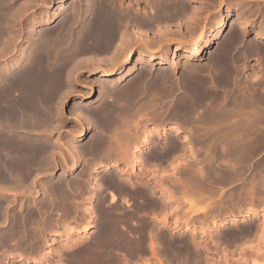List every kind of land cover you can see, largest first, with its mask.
I'll use <instances>...</instances> for the list:
<instances>
[{
	"label": "bare ground",
	"instance_id": "bare-ground-1",
	"mask_svg": "<svg viewBox=\"0 0 264 264\" xmlns=\"http://www.w3.org/2000/svg\"><path fill=\"white\" fill-rule=\"evenodd\" d=\"M218 1L219 4L224 2V0ZM244 1L246 3L243 5L238 3L237 8L234 6L226 10L227 18L232 20L230 23L225 21V17L218 21L219 28L214 35L227 32L225 39L215 43L209 35L201 32L202 42L196 41L190 49H187L188 51L186 50L190 52L192 58L196 59L205 48L212 47L213 49L208 52L207 64L193 65L192 62H186L178 76L177 62H173L168 67L156 68V65L162 66L167 61L160 53L161 45L164 39H167L165 35L169 33V22L176 20V15L178 17V14L182 15L188 10L189 3L187 5L183 0H147L148 8L141 7L142 10L137 9V6L135 9L131 2L129 7L126 5L127 7L124 8L121 0H80L73 6L68 16H63L55 25H50L51 27H45L51 20L48 9L43 10L39 24L45 26L41 28L37 38L33 37V32L29 33L28 38L31 42L28 40L30 44L26 46L25 61L18 58L7 65L0 66V249H4L0 255V264L14 250L19 251L16 257H18L17 262L21 263L29 258L32 264H128V261L132 263L131 255H137L144 247L146 238L151 234L156 235L160 228H157V231L154 230L157 232L154 234L152 228L156 226H150V220L143 221L145 218L142 217L143 214L146 215L148 210L146 208L149 206L155 208L159 205L154 199L155 185L158 184L157 188L159 187L162 193H169L168 197L165 195L164 197L175 199L173 201L179 199L174 196V189L172 191L171 186L163 185L162 177L158 179L159 181L156 177L155 180L158 182L154 180L153 183L156 184L148 186L147 182L152 176L148 178V172L143 171L145 167L147 170L149 168L155 171V167L161 165V162L168 161V157L172 159L182 157L181 162L184 165L182 176L175 177L181 185L182 199L188 205L187 210L189 209L190 215L187 217L191 219L192 215L203 213L215 218L222 213L219 222L212 218L207 224L205 223V227L202 231L200 230L202 234H206L209 228L215 226L235 224L241 216L252 218L262 215V220L258 224L248 221L240 226L234 225L225 232V236L233 240L254 234L257 236V243L255 241V244L248 245V248L240 249L237 258L228 256L230 253L228 250L222 254L223 258L221 257V261L223 260L226 264H260L258 259L264 257V212L261 213L264 211V155L262 158H254V155L261 148L264 152V31L261 32L260 29L246 48L248 53L255 52L261 55L260 79L243 77L240 66L234 67L236 66L234 65L233 71L232 66H229L230 57L226 55L228 51L225 52V48L232 46L233 43L243 41L244 30L237 31L238 25L242 24V18H230L233 16V9L250 6V0ZM0 3L5 2L1 0ZM67 3L68 0H57L54 8L63 13ZM2 7V16L6 19V16L9 17V13L12 12L7 11L10 10L11 5L6 3V6ZM255 8L257 13L251 9L256 14L264 11L259 10L261 7L258 4ZM250 12L249 10L248 14ZM190 13L192 14L187 16L191 19V24L194 22L193 29L199 28V10L192 8ZM14 15L11 14L10 17ZM260 21L262 26L264 12L260 15L258 22ZM32 23L37 24L36 21ZM3 25L0 26V58L13 53L10 52L12 47L15 52L20 51L18 46L12 45L15 39L12 40L13 33V36H9V33L13 31L10 24H6L10 28ZM130 26L137 27L138 32L135 33L132 30L134 34ZM242 27L256 28L257 23L246 21ZM150 33L155 34L157 38L151 40L153 38L149 39V37L150 42L144 40L143 36L146 38ZM153 44H158L159 47L147 52L146 49ZM135 45L141 47L136 55L135 52L133 55L131 48L123 63L120 64V57L124 51ZM181 46L182 42L178 43L176 50ZM110 49L112 52L107 58V63L111 67L106 71V76L118 74L119 80L106 79L100 83L96 94L99 100L97 105H93V110H87H91L92 113L86 112L84 118L82 117L85 123L81 120L84 126L93 130L87 137L85 147L79 149L82 154L90 158L87 171L84 172L88 178H77L70 180L71 182L63 179L64 181L61 180L62 182L57 186L55 185L58 182L57 179H55L56 182H49L47 185L42 182L44 197L37 202L34 197H37V185L40 184L36 180V175H41L37 170L42 172L47 168L50 170L57 164L60 165L58 158L56 159L58 153L55 150L57 149L54 150L58 144L43 137L42 133L46 127L40 129L38 126L55 123L53 121L57 118L62 119L59 115L53 114L55 105L50 102L53 105L51 109L48 108L50 103H46L48 107H43L42 100L38 98L45 96L44 93L48 95L50 92L49 96H51L53 90L59 92L72 86V72L80 66L87 67L86 64L93 61L88 56L80 57V54L87 50L91 53L95 50L103 53ZM24 50L22 49V52ZM89 57L92 58V56ZM104 58L106 60V57ZM159 58L162 60L156 63L155 61ZM132 63L140 65L138 67L140 70L133 73L127 83H119L123 77H127V71ZM232 71L237 73L233 74ZM55 91L53 92L56 94L57 91ZM68 92V89L64 91V95ZM13 93L22 96L15 99L13 95L11 98ZM40 93L43 94L37 98ZM89 94L86 97L93 96ZM48 99L47 97L46 100ZM46 105L44 103V106ZM77 111L79 117L80 110ZM150 124L153 126L150 127ZM53 126L54 124H51L49 128ZM49 128L46 130L49 131ZM181 133H183L182 139L179 140ZM165 139L167 141L160 142ZM143 148H147V155L144 157L147 161H154V164L142 157L140 152ZM140 167L141 171H139ZM161 168L163 169L164 166ZM164 170L163 172H166ZM31 172L35 178L31 177V183H27ZM222 184H229L227 188H230V192ZM39 187L41 188V185ZM225 190L228 192H226L227 196H224L226 200L230 197H236L237 200L227 201L225 205L222 204L224 199H221L219 203L215 202L219 196L222 197ZM85 194L87 195L84 196ZM107 194L109 198L105 197ZM246 199H249L251 204L262 205V208L251 206L243 209ZM119 200L125 207L121 205V202L119 203ZM198 202H203L204 205L194 209ZM17 203L19 205L15 208ZM119 206L127 207L129 212L125 214ZM160 209L163 211L165 208L160 207L156 210ZM142 210L145 213H142ZM156 210H152V213ZM227 212L232 213L223 215ZM58 213L67 217L71 215L69 220L74 221L75 225H69L67 219V221L59 220L57 217L61 215ZM153 214L156 216L155 212ZM165 214L159 221L165 223L169 220ZM65 216L62 218L64 219ZM140 216L143 218L142 221H140L141 218L136 219ZM147 216L149 215L144 217ZM182 220L176 217L172 229L179 228ZM94 225L95 231L93 235L86 237L87 240L76 236L69 239L72 233L82 235ZM182 226L184 231L193 229V224L190 223ZM57 227H61L58 232H56ZM131 228H137L136 232ZM50 232L59 235L60 239L57 237L50 239L48 237ZM164 239L169 245L175 243L170 236ZM55 240L59 245L54 248L52 246ZM157 240L153 241L152 246L150 244L147 246L150 245L153 249ZM190 240L193 241V239ZM179 242L175 250L178 254L171 250V257L167 260L171 263L170 261L176 259L178 255L180 261H185L187 264L186 255L191 253L193 256L191 248L194 245L191 246L190 241L185 238ZM10 243L12 244L9 245ZM204 248L209 249L205 246ZM157 258L162 264H168L166 259L162 260L163 256L160 258L157 254ZM205 258L203 260L206 264H214L217 261ZM221 261H217L218 264L222 263Z\"/></svg>",
	"mask_w": 264,
	"mask_h": 264
},
{
	"label": "rangeland",
	"instance_id": "rangeland-1",
	"mask_svg": "<svg viewBox=\"0 0 264 264\" xmlns=\"http://www.w3.org/2000/svg\"><path fill=\"white\" fill-rule=\"evenodd\" d=\"M1 1V0H0ZM7 0H3V2H5V3H0V26L1 25H3L4 27H7V28H12V32H10L9 33V36L11 37V36H13V34H14V36L12 37L13 39L12 40H14V42L12 41V45L14 46V45H16V46H18L19 48H20V51H18V52H15V50L13 49V47L11 48L12 49V51H10V52H13V53H11V54H6V55H8V56H6V55H3L1 58H0V66H2V65H7V64H9V63H11L12 61H15V60H17L18 58L19 59H22V61L24 62L25 61V54L27 53V47H28V45L30 44V40H29V33H31V32H33L32 34H33V37L34 38H37L38 37V35L40 34V32H41V28H43L44 26H42L41 24H39V21H40V19L39 18H41V16H42V13H43V10L45 9V8H47L48 9V12L50 13V22H48V25H46L45 27H51L50 25H52L53 26V24L55 25L59 20H61V18H63V16H68L67 14H69V12H71L72 11V9H73V6L76 4V3H78L80 0H68V3H67V7H66V10H65V12H63V13H60V12H58V10H56L55 8H54V4L57 2V0H8V2H6ZM15 1V2H14ZM26 1V2H25ZM40 1V2H39ZM45 1V2H44ZM81 1H83V0H81ZM122 1V7H124V8H126L128 5H129V2H131V5H133L134 7H135V9H136V6H137V9L139 8V9H141V7H142V9L144 8V9H147L148 8V4H147V0H121ZM127 3H126V2ZM139 1V2H138ZM173 1H176V0H173ZM178 1H181V0H178ZM183 1H185L186 2V4L188 5V3H189V5L187 6V8H188V10H186L187 12H185L184 14H178V17H177V15H176V17L175 18H177L176 20L174 19V20H171L170 22H169V27H168V31H169V33H167L166 35H165V37L167 38L166 40L164 39V41L162 42V45H161V51H160V53H161V55H163V56H165V58L167 59V61L164 63V64H162V66L160 65V64H157L156 65V68H161V67H163V66H165V67H168V66H170L173 62L174 63H176L177 62V64H178V72H177V76L178 75H180V73H181V70L183 71V69H184V66L186 65V62L187 63H193V65H196V64H207V62L209 61V51L210 50H212L213 48L211 47V48H205L202 52H201V54H200V56H198V58H196V59H194V58H192V56H191V54H190V52H187L188 50L187 49H190L193 45H194V43L197 41V42H199V43H201L202 42V38H201V32L202 33H204L205 35H209L210 36V38H212V41L213 42H218V41H221L222 39H225L226 38V36H227V32L225 33H223V34H217V36L216 35H214L216 32H217V29L219 28V19L220 18H224L225 17V21H229V23L232 21V20H229V18H227V13H226V10L230 7V8H232V7H234L235 6V8H237L236 7V5L238 4V3H241L242 5H243V3H246L244 0H224V2L222 3V4H219V1L218 0H213V1H211V0H183ZM37 2H39V3H37ZM42 2H43V5H42ZM74 2V3H73ZM135 2V3H134ZM137 2V3H136ZM211 2V3H210ZM6 3H7V5H11V7H10V10H7V11H12L11 13H9L10 15L11 14H15L13 17H10V15H9V17H8V15L6 16V19H3V14H2V12H3V5H5L6 6ZM35 3H37V5H35ZM123 3H124V5H123ZM214 3V4H213ZM240 4V5H241ZM258 4V6L259 7H261V9H259V10H264V0H250V6L248 7V8H246V6H241L240 8L241 9H233V16L230 18V19H233V18H239V19H241L242 18V20H241V23L242 24H240V26L238 25V27H237V31L239 32H241V30H244V32H243V41L242 42H237L236 44L235 43H233V45L232 46H229V47H227V48H225V52H227V54L226 55H229V57H230V59H229V66L231 67L232 66V70H233V66L234 65H236V66H234V67H239L240 69H241V75L243 74V77L244 76H248V77H250L251 79L252 78H256V79H260V76H261V72H262V69H261V55L260 54H258V53H253L252 52V54H251V52H247L246 51V48H247V45H248V43L250 44V43H252L251 42V40L256 36V33H258L259 32V30L262 32V31H264V23L262 22V26H261V21L260 22H258L259 21V19H260V15H263V12H261L260 14H256L257 13V9L255 8V6ZM21 5H23V6H21ZM53 7H52V6ZM127 5V6H126ZM144 5H145V7H144ZM48 6V7H47ZM72 6V7H71ZM130 6V5H129ZM128 6V7H129ZM191 6V7H190ZM194 6V7H193ZM205 6V7H204ZM211 6V7H210ZM21 7V8H20ZM199 7V8H198ZM254 7V8H253ZM192 8L194 9H198L199 10V17H200V22L198 23V26H200L199 28L197 27V26H195V27H197V28H195V29H193L194 27H193V25H194V22H193V24H191L192 23V21H191V19H189V17L188 16H190V14H192V13H190V10H192ZM202 8V9H201ZM254 9V12H256V13H254L253 12V10L252 9ZM263 8V9H262ZM141 9V10H142ZM246 9V10H245ZM23 10V11H22ZM241 10V11H240ZM249 10L251 11L250 12V14H248L249 13ZM18 11V12H17ZM201 11V12H200ZM16 12V13H15ZM20 12H22V13H20ZM67 12V13H66ZM239 12H241V13H239ZM66 14V15H65ZM6 15V14H5ZM188 15V16H187ZM240 17H239V16ZM244 15V16H243ZM19 17V18H18ZM24 17V18H23ZM34 17V18H33ZM60 17V18H59ZM186 17H188V18H186ZM244 17H246L245 19H244ZM32 18V19H31ZM36 18V19H35ZM180 18H181V20H180ZM186 18V19H185ZM29 19V20H28ZM35 19V20H34ZM187 19H188V21H187ZM16 21V22H15ZM27 21V22H26ZM30 21V22H29ZM32 21L33 22H35L36 21V23L37 24H35V25H33V23H32ZM175 21V22H174ZM178 21V22H177ZM203 21V22H202ZM246 21L247 22H253V23H257V27L255 28V27H252V28H249V29H245L244 27H242V26H244L245 24H246ZM255 21V22H254ZM3 22V23H2ZM10 22V23H9ZM30 23V24H29ZM172 23V24H171ZM184 23V24H183ZM186 23V24H185ZM6 24H10V27H9V25H6ZM29 24V25H28ZM39 24V25H38ZM200 24V25H199ZM6 25V26H5ZM37 25V26H36ZM174 25V26H173ZM192 25V26H191ZM226 25V24H225ZM31 26H32V28H31ZM172 26V27H171ZM189 26V27H188ZM260 26V27H259ZM132 27V28H131ZM136 27V26H135ZM178 27V28H177ZM171 30H170V29ZM189 28V29H188ZM244 28V29H243ZM15 29H16V31H15ZM23 29V30H22ZM27 29V30H26ZM28 29H29V31H28ZM31 29V30H30ZM32 29H33V31H32ZM21 30V31H20ZM130 30L132 31V30H134L135 31V33L136 32H138L137 31V27L136 28H134V26H130ZM177 30H179V31H181V32H179V31H177ZM189 30H192V31H189ZM194 30V31H193ZM37 31H39L38 33H37ZM134 31H132L133 33H134ZM177 31V32H176ZM13 33V34H12ZM134 33V34H135ZM173 33V34H172ZM193 35H192V34ZM10 34H12V35H10ZM225 34V35H224ZM23 35H24V37H23ZM176 35H178V36H176ZM182 36V37H181ZM150 37V38H149ZM164 37V38H165ZM184 37V38H183ZM190 37V38H189ZM143 38H144V40L146 39V40H148V38L149 39H151V38H153V39H151V40H155L156 38H157V36L155 35V34H152V33H150V34H148V36L145 38L144 36H143ZM28 40L30 41V42H28ZM118 41V40H117ZM149 42H150V40H148ZM147 41V42H148ZM180 42H182V46H181V48L180 49H178V50H176L177 48V44L178 43H180ZM29 43V44H28ZM152 44V43H151ZM20 45V46H19ZM140 45H142V44H140ZM27 46V47H26ZM164 46V47H163ZM215 45L213 44V47H214ZM159 46H158V44H153V45H151L150 46V48H148V49H146V51L147 52H149V51H151L153 48H158ZM231 47V48H230ZM24 48H25V50H24ZM132 48V53H133V55H134V52H135V55H136V53H137V51L139 50V48H141L140 46H137V45H135V46H130V48H127L126 49V51H124V53L122 54V56L120 57V64H122L123 63V61H124V59H125V57H126V55L129 53V50ZM22 49L24 50L23 52H22ZM111 50V51H110ZM110 50H108V51H105V52H99V51H97V50H95V51H97V53L94 51V53L92 52L91 53V51L89 50H87V51H85L82 55L80 54V57H83L84 58V56L86 57V56H88V58H90L91 60H93L94 61V59H98V61H89L88 63L89 64H86V66L87 67H85V65L84 66H80L79 68H76L77 70H74L73 72H72V75H71V77H72V81H73V83H72V86L70 85L68 88H64V89H62L61 91H55V90H53V91H55L56 92V94L53 92V91H51V96H49V93L50 92H48V95H47V93H44V95L45 96H47L49 99L48 100H46V98L47 97H45V96H43L42 94L43 93H40V95L38 96L37 95V98L38 97H40L41 95V98H38V100H42V102H43V104L41 105V106H43V107H48L47 105H46V103L48 104V103H52L53 105H55V107L50 103V104H48L49 105V109H51L52 108V106H53V109H54V111H53V109H52V111H53V114H56V115H59L60 116V118H62V119H59V118H57V120H55V121H53V122H55V123H48V125L47 124H44V125H40V126H38V128H43L44 126L46 127V129H48L50 126H51V124L53 125L54 124V126H53V128L51 127V128H49L50 130L48 131V130H46L45 129V127H44V131H43V137H46V139L47 140H49V141H51V142H54V143H56V144H58V145H56L57 147H55L54 148V150L55 149H57V150H55L56 151V153H58V154H56V159L59 161L58 163H60V165H55L53 168H50V170H49V168H47V169H45V170H42V172H40V170H37V171H39V173L41 174V175H36L35 173V175H36V180L38 181V184H40L41 185V188L39 187L40 185H37V189L38 190H40V191H38L37 190V197L35 196L34 197V199L37 201V202H40L41 201V199H43V197H44V195H43V187H44V185H43V183L45 184V185H47L49 182H54L55 181V179L58 177V173H60V172H66L67 170L69 171V174L70 175H72V173H74V172H76V170L80 167H83L84 166V160H80L79 158H77L75 155H73L75 152H77V151H80L79 149H81L82 147H85L84 145H86L85 143H87V141H88V138L87 137H89V135H90V133H92V128H88V127H86V126H84L83 124L85 123L84 122V117L83 116H85L86 115V112H89V113H92V111L91 110H89V111H87L88 109H92L93 110V108H94V106H96L97 105V103H98V97H97V93H98V90H99V85H100V83L103 81V80H106V79H110L111 81H113V80H119L118 78V74H116V75H111V76H109V77H107L106 76V71H108V69H110L109 67H111V66H109L110 64L109 63H107L108 62V57H109V54L111 55V52H112V49H110ZM187 50V51H186ZM25 52V53H24ZM246 52H247V54H246ZM18 53V54H17ZM22 53H24V54H22ZM95 54V55H94ZM97 54H99V55H97ZM230 54H231V56H230ZM11 55V56H10ZM14 55V56H13ZM93 55L96 57H93ZM243 55H244V57H243ZM16 56V57H15ZM19 56H21V57H19ZM89 56H92V58L91 57H89ZM104 57H106V60H105V58ZM3 58V59H2ZM102 58V59H101ZM2 59V60H1ZM5 59V60H4ZM160 59V60H159ZM159 59H157L155 62L156 63H158V62H160L161 60H162V58H159ZM7 60V61H6ZM10 60V61H9ZM105 60V61H104ZM4 61V62H3ZM99 61H101L100 63H99ZM232 61V62H231ZM236 61V62H235ZM238 62V63H237ZM97 63V64H96ZM104 63V64H103ZM134 63V62H133ZM131 64V67L129 68V70L127 71V77L125 76V77H123L122 78V80H120V82L119 83H127V81H128V79H129V77L131 76V75H133V73L135 74L136 72H138L139 70H140V68H138L140 65H136V64ZM181 63V64H180ZM231 64V65H230ZM94 66H96V67H94ZM98 66V67H97ZM105 66H107V67H105ZM99 68V69H98ZM76 71V72H75ZM234 71V70H233ZM233 71H232V73H233ZM237 72L235 71L233 74H236ZM75 74V75H74ZM129 75V76H128ZM76 77V78H75ZM258 77V78H257ZM74 79V80H73ZM124 79V80H123ZM127 79V80H126ZM95 82H97V83H95ZM96 84V85H95ZM72 88V89H71ZM69 90V94L67 93L66 95H64V91H66V90ZM64 90V91H63ZM73 90V91H72ZM95 90V91H94ZM53 92V93H52ZM58 93V94H57ZM61 93V94H60ZM63 93V94H62ZM93 94V96H94V94H95V96L93 97V96H88V97H86V95H88V94ZM89 94V95H90ZM14 95V96H13ZM54 95V96H53ZM63 95V96H62ZM12 96H13V98H19V96H20V94H18V93H13V94H11V98H12ZM22 96V95H21ZM20 96V97H21ZM62 96V97H61ZM65 96V97H64ZM36 97V96H35ZM51 97V98H50ZM59 97H61V98H59ZM36 98V99H37ZM53 98V99H52ZM62 98H64V99H62ZM35 99V98H34ZM44 99V100H43ZM50 99H52V100H50ZM46 100V101H45ZM61 100V101H60ZM49 101V102H48ZM54 101H56V102H54ZM59 101V102H58ZM41 102V103H42ZM40 103V104H41ZM44 103H45V105L46 106H44ZM79 103V104H78ZM75 104H77L76 106H75ZM95 104V105H94ZM80 105V106H79ZM94 105V106H93ZM36 106H37V104H36ZM78 106V107H77ZM57 107V108H56ZM76 108V109H74V108ZM82 107V108H81ZM79 108V109H78ZM87 108V109H86ZM82 109V110H81ZM57 110V111H56ZM77 110H80V111H82V112H80L79 111V115L81 116L82 114V116L80 117H78V111ZM86 110V111H85ZM59 111V112H58ZM77 111V112H76ZM84 111H85V113H84ZM57 112V113H56ZM69 113V114H68ZM83 117V118H82ZM84 122H82V121ZM58 121V122H57ZM57 123H58V125H57ZM47 125V126H46ZM50 125V126H49ZM59 126V127H58ZM153 126V124H150V127H152ZM69 128V129H68ZM72 128V129H71ZM76 129V130H75ZM70 130V131H69ZM74 130V131H73ZM48 133H47V132ZM77 131H78V133H77ZM74 132H76V133H74ZM170 132V131H169ZM46 134H48L47 136H46ZM182 134L183 133H181V137H179V140H181L182 139ZM45 135V136H44ZM66 136V137H65ZM55 138V139H54ZM169 138V137H168ZM167 138V139H168ZM68 139V140H67ZM53 140V141H52ZM61 143H60V142ZM66 141V142H65ZM163 141L165 142V141H167L166 139L165 140H160V142L161 143H163ZM159 142V143H160ZM70 143V144H69ZM72 146H74V147H72ZM78 146V147H77ZM60 147V148H59ZM72 147V148H71ZM78 148V150H77V148ZM80 147V148H79ZM59 148V149H58ZM74 148V150H71V149H73ZM63 151H62V150ZM70 149V150H69ZM59 150H60V152L62 153H60L59 152ZM70 152H69V151ZM54 151V152H55ZM74 151V152H73ZM147 148H143V151L142 152H140V154L142 155V157H146V155H147ZM72 152H73V154H72ZM67 153V154H66ZM70 154V155H69ZM63 156V158L61 157V156ZM81 155H83V154H81ZM263 155H264V152H263V148H261L259 151H258V153H256L254 156V158H262L263 157ZM73 156V157H72ZM77 159H79L80 160V162L79 163H77L78 162V160H76V158ZM144 157V158H145ZM67 159V160H65V159ZM71 158V159H70ZM64 160V161H60V160ZM69 159V160H68ZM146 159V158H145ZM179 159V160H178ZM181 159H182V157L181 158H171V157H168L167 158V160L168 161H170V163L168 164V163H161V165H157L158 167H160V169L158 168V167H155L156 169H155V171H154V169L153 168H151V169H153V170H150L148 167V170L147 169H143V171L145 172V173H147L148 175H149V177L148 178H150L151 176V178H150V180H149V182H147L148 183V186H152V185H155L153 182H155L156 180H160L161 179V177L164 179V180H161L162 182H163V185H165V186H167V187H170L171 186V188L170 189H172V191H173V189H174V196L178 199V201H179V203H178V201L176 200V201H173V200H175V199H169V198H166V197H168L169 196V193H162L163 191L162 190H160V188L158 187L157 188V185H155V194H154V199H155V201H157V204H159L158 206H156L155 208H153V207H150L151 208V210H149L150 208L148 207V208H146V209H148V210H146L147 212H146V215L148 214L149 216H147V217H144V216H146V215H144L143 214V218H145V220H143V218L140 216V217H138V218H136V219H140V221H148V220H150L149 221V224H150V226H156V227H154V228H152L153 229V232H154V234H156L157 232V234L156 235H153V234H151L150 236H148L150 239H152V240H150L148 237L146 238V241H145V245H144V247L142 248V250L141 249H139V250H141V251H139V252H141L140 254H139V252H138V250L136 251V252H138V254L137 255H135V254H133V255H131L132 256V258H131V256L129 257V258H131L130 260H132V261H135V263L134 264H162L159 260H158V258H157V254H158V256H160V258H162V256H163V259L162 260H164V259H166L167 260V258L169 259L170 257H171V254H172V252L173 251H175L176 250V248H177V245H179L180 244V240L182 239V240H184V238H185V240H187V241H190V244H191V246L192 245H194L195 246V248H194V246L192 247V248H194V249H192L191 248V250H193V256L191 255V253H189L188 255H186V257H188V262H187V264H206V262H205V260H203L205 257H207V258H212V260L213 261H221V257L223 256L222 254L223 253H225V252H228V251H230V253H232L231 255H230V253H228L229 255L228 256H234V258L236 257H238L239 255H237V253H239L241 250L240 249H244L245 247H247L248 245H252V243H254L255 244V241H256V243H257V236H254V234H250L249 236H247V237H242V238H238V239H236V240H233L232 238H229V237H226L225 236V232H227V230L228 229H230V228H233L234 227V225L235 226H240V225H242L243 223H247L248 221H250V222H253L254 221V223H256V224H258L259 222H261V220H262V215H257V216H253L252 218H244L243 216H241L240 218H239V221H236L235 222V224H226V225H224V226H215V227H212V228H209L208 229V234L206 233H201V231H202V229H203V227H205V223L207 224L210 220H212V216L211 215H204L203 213H196L195 215H192L191 216V219L190 218H188L187 216L188 215H190V213H189V209L187 210V207H188V205L183 201V199H182V193H181V185H180V183H178V181H177V178L175 177V176H179V177H181L182 176V171H183V169H184V165H183V163L181 162ZM74 160V161H73ZM89 160H90V158L88 159V161L86 160V162L87 163H89ZM176 160V161H175ZM67 161V162H66ZM146 161H147V159H146ZM167 161V162H168ZM174 161V162H173ZM178 161V162H177ZM62 162V163H61ZM64 162V163H63ZM147 162H149V163H151L150 161H147ZM180 162V163H179ZM172 163V164H171ZM171 164V165H170ZM72 165V166H71ZM123 166V165H122ZM147 166H149V165H147ZM162 166H164V168L162 169L161 167ZM175 166H177V167H175ZM153 167H154V165H153ZM73 168H75L74 170H73ZM70 169H72V170H70ZM165 169V170H164ZM49 170V171H48ZM101 170V169H100ZM147 170V171H146ZM163 170L164 171H166V172H163ZM139 171H141V167H140V169H139ZM35 172V171H34ZM45 172H47L46 174H45ZM32 174L31 175H29V178L30 179H28V182L27 183H31V177H33V178H35V176H33V172H31ZM37 173V172H36ZM38 173V174H39ZM103 172L101 171V174H102ZM154 173V174H153ZM156 173V174H155ZM164 173V174H163ZM169 173V174H168ZM175 173V174H174ZM69 174H68V176H69ZM158 174V175H157ZM44 175V176H43ZM151 175V176H150ZM38 176V177H37ZM42 176V177H41ZM52 178H51V177ZM158 176H160V177H158ZM49 178V181H48V178ZM157 177V179L155 180V178ZM43 178V179H42ZM40 179V180H39ZM46 179V180H45ZM152 179V180H151ZM42 180H45V181H42ZM52 180V181H51ZM155 180V181H154ZM158 180V181H159ZM40 181V182H39ZM46 181H48V182H46ZM158 181H156V182H158ZM43 182V183H42ZM46 182V183H45ZM42 183V184H41ZM223 186H225L226 188L228 187V186H230L229 184H222ZM181 190V191H180ZM227 190H228V192H230L229 190H230V188H227ZM227 190H225L224 192H223V195H221L222 197H218L216 200H215V202L216 201H218L217 203H219V201L222 199H224V203L222 202V204L223 205H225V204H227L228 202H234V201H236L237 200V198L235 199L234 197H232V198H234L233 200H232V198L230 197H228L229 199L228 200H226L227 198L226 197H224V196H227V194H226V192H227ZM42 191V192H41ZM40 192V193H39ZM227 192V193H228ZM42 193V194H41ZM157 193V194H156ZM160 193V194H159ZM162 193V194H161ZM40 194V195H39ZM167 194V195H166ZM85 195H87V194H85ZM164 195L166 196V197H164ZM38 196H39V198H38ZM41 196H42V198H41ZM105 197H108V194L105 196ZM109 198V197H108ZM220 198V199H219ZM107 198H105V200H106ZM108 200V199H107ZM121 200V199H120ZM119 200V203L121 202ZM145 200H147V199H145ZM226 200V201H225ZM21 200H19V202H20ZM160 201V202H159ZM182 201V202H181ZM228 201V202H227ZM250 200L249 199H246L245 200V204H244V206H243V209H246L247 207H251V206H255V207H261L262 205H256V204H251L250 202H249ZM162 202V203H161ZM181 202V203H180ZM204 202V201H203ZM201 203V202H198V203H196V205H195V207H194V209H199V208H201L203 205H204V203ZM227 202V203H226ZM241 203V202H240ZM123 203L121 202V205H122ZM18 203H17V205H15L14 207L16 208V207H18ZM162 205V206H161ZM165 205V206H164ZM123 206H124V204H123ZM123 206H119L120 208H121V210L123 211L124 210V212H125V214H127L126 212H129L126 208H123ZM14 207H13V209H14ZM125 207V206H124ZM158 207V208H157ZM160 207H162V209H164L163 211L160 209V210H156V209H159ZM164 207V208H163ZM119 208V209H120ZM262 208V207H261ZM260 208V209H261ZM152 210H156V211H154L155 213H156V216L152 213ZM149 211H151L150 213H149ZM165 211V212H164ZM188 211V212H187ZM142 213L144 212L143 210L141 211ZM164 212V213H163ZM264 211H262L261 213H263ZM145 213V212H144ZM161 213H163V214H165L167 217H168V219L169 220H167L165 223H163V222H161V221H159L160 219H162V217H163V214H161ZM168 213V214H167ZM228 213V214H227ZM227 213H223V215H229L230 213H232V212H227ZM151 214V215H150ZM164 215V216H165ZM155 216V217H154ZM205 216V217H204ZM208 216V217H207ZM221 216H222V213H221ZM221 216H220V214L219 215H217V217L215 216V218H213V219H216L218 222H219V220H220V218H221ZM152 217V218H151ZM154 217V218H153ZM160 217V218H159ZM176 217H178L179 219H183L181 222H180V227L179 228H177V229H172V226H173V221L175 220V218ZM181 217V218H180ZM202 217H203V219H202ZM218 218V219H217ZM185 219H186V222H185ZM190 219V220H189ZM243 219V220H242ZM138 221V220H137ZM207 221V222H206ZM140 223V222H139ZM185 223H190V224H193V229L192 230H187V231H184L183 230V226L182 225H184ZM69 225H75L74 224V221H72L71 220V222H69L68 223ZM124 224H128V223H125L124 222ZM72 225V226H73ZM127 226H130L129 224L127 225ZM160 227V228H159ZM95 225L94 226H92V227H90V228H88V231H86V232H84V234L82 233V235L80 234V233H72V235L69 237V239H71L73 236H76V237H81V238H84V239H86V237L88 238V237H90L91 235H93V232L95 231ZM157 228H159V230L157 231L156 229ZM162 228V229H161ZM61 229V227L60 228H58L57 227V229H56V232H58L59 230ZM133 229V231H135L137 228H131V230ZM211 229V230H210ZM154 230H156V231H154ZM201 230V231H200ZM226 230V231H225ZM138 231V230H137ZM162 231V233L160 234V232ZM54 232V231H53ZM53 232H50L49 234H48V237H50V239L51 238H58V239H60V237H59V235H57L56 233H53ZM136 232V231H135ZM135 232H133V233H135ZM163 232H164V234H163ZM159 234V235H158ZM165 234H167V235H165ZM86 235V236H85ZM162 235H164V236H162ZM159 236H161V237H159ZM169 237L170 236V238H172V239H174V241H175V243L174 244H172V245H169L168 243H166L165 242V240L166 239H164V238H166V237ZM193 236H194V238H193ZM64 237H66V235L64 236ZM157 237V238H156ZM163 237V238H162ZM163 240H162V239ZM256 240H255V239ZM156 239H158L157 241V243H155L154 244V248L152 249V243H154L153 241H155L156 242ZM190 239H193V241L192 240H190ZM87 240V239H86ZM196 240L198 241V242H196ZM148 241H150V243L148 242ZM201 241V242H200ZM218 241V242H217ZM55 243L53 244V246L52 247H58V245H59V243L55 240L54 241ZM62 242V241H61ZM160 242V243H159ZM195 242V243H194ZM199 243V244H198ZM216 243H218L217 245H216ZM147 244H150V245H148L147 246ZM197 244V245H196ZM198 245H200V246H198ZM250 245V246H251ZM204 246L207 248H209V249H205L204 248ZM249 247V246H248ZM247 247V248H248ZM190 248V247H189ZM149 249H150V251H149ZM171 250H172V252H171ZM210 250V251H209ZM228 250V251H227ZM236 251V252H235ZM234 253V254H233ZM165 254V255H164ZM175 254H178V253H176V251H175ZM150 255H152L153 257H150ZM189 255H190V257H189ZM205 256V257H204ZM190 258V259H189ZM201 258H202V261H200L201 260ZM223 258V257H222ZM206 259V258H205ZM261 259V260H260ZM260 259H258L259 261V263L260 264H264V257H263V259L262 258H260ZM183 260V259H182ZM186 261H187V258H186ZM212 261V262H213ZM216 261V263L214 262V264H218V262ZM26 262L28 263V264H32V262H31V260H30V258L29 259H27L26 260ZM130 261H128V264H130L129 263ZM164 263H165V261H163ZM171 263H169V261L167 260V262L166 263H168V264H186L185 263V261L183 262V261H180V259H179V256L177 255V257H176V259H172L171 261H170ZM222 263L224 262L223 260L221 261ZM222 263H219V264H222ZM225 263V262H224ZM223 263V264H224ZM102 264H105V263H102ZM107 264H109V263H107ZM111 264V263H110ZM226 264V263H225ZM250 264V263H249Z\"/></svg>",
	"mask_w": 264,
	"mask_h": 264
},
{
	"label": "flooded vegetation",
	"instance_id": "flooded-vegetation-1",
	"mask_svg": "<svg viewBox=\"0 0 264 264\" xmlns=\"http://www.w3.org/2000/svg\"><path fill=\"white\" fill-rule=\"evenodd\" d=\"M75 154V156L77 157V158H79L80 160H84V166L83 167H79L77 170H76V172H74V173H72V175H70L69 174V171L67 170L66 172H60V173H58V177L56 178L57 179V181L58 182H56V180H55V182H56V186H57V184H59L60 182H62V181H69V182H71L70 180H74V179H77V178H79V179H81V178H88V176L85 174L84 175V172L86 173V171H87V168H88V163L86 162V160H88L89 159V157L88 156H86V155H84L85 156V158H84V156H82V155H79V154H82V152L80 151V152H75L74 153ZM76 154H78V155H76ZM86 157H88V159L86 158ZM84 158V159H83ZM78 159V162L77 163H79L80 162V160ZM152 164H154V161H152L151 162ZM161 163H168L167 161L166 162H161ZM85 168V169H84ZM75 168H73V170H74ZM70 170H72V169H70ZM68 174H69V176H68ZM82 174V176H80ZM84 175V176H83ZM80 176V177H79ZM64 179V180H63ZM62 180V181H61ZM83 184L84 185H86V183H84L83 182ZM87 186V185H86ZM84 187V186H83ZM84 196H86V195H84ZM84 200V199H83ZM81 201V200H80ZM59 214V213H58ZM59 215H61V214H59ZM62 216V215H61ZM57 217L59 220H61V221H64V220H69V217L71 216V215H69L68 217L67 216H65V215H63V216H65V218L63 219L62 217ZM60 218H62V219H60ZM71 219V218H70ZM66 220V221H67ZM69 222H70V220H69ZM12 243H10L9 245H11ZM9 245H8V248H9ZM7 248V249H8ZM1 250V249H0ZM2 250H4V249H2ZM2 250L0 251L1 253H0V255L2 254ZM6 250V249H5ZM8 251V250H7ZM14 251H16V253L14 252ZM11 254H8V256H7V259L5 258V260H3V262H2V264H4L6 261V264H9V262H10V264H28L27 262H23V263H21V262H17V259H18V257H16L17 255H18V250H14ZM18 251V252H17ZM149 251H150V249H149ZM3 257H4V255H3ZM55 257V256H54ZM150 257H153L152 255H150ZM56 259H57V257H55ZM66 257H64V259H65ZM154 258V257H153ZM55 259V260H56ZM0 260H1V257H0ZM135 262L134 261H132V263H130V264H134ZM106 264V263H105Z\"/></svg>",
	"mask_w": 264,
	"mask_h": 264
}]
</instances>
